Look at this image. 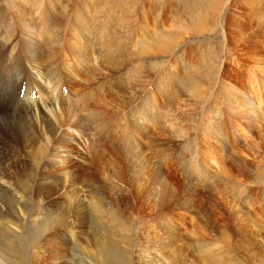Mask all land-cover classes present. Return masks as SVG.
<instances>
[{
  "label": "rangeland",
  "instance_id": "374dc122",
  "mask_svg": "<svg viewBox=\"0 0 264 264\" xmlns=\"http://www.w3.org/2000/svg\"><path fill=\"white\" fill-rule=\"evenodd\" d=\"M79 2L110 9L107 20L118 21L92 30L95 43L84 57ZM36 3L50 21L39 27L33 18L23 30L20 15ZM29 42L42 74L23 65L37 84L27 95L56 99L57 121L65 118L62 128L75 136L74 163L63 177L53 155L61 150L39 121L56 130L53 117L42 104L24 109L34 154L25 148L26 167L5 156L11 165L0 178V188L25 207L0 234L6 264H102L105 243L110 257L122 254V264H264V104L260 115L243 98L247 70L260 62L253 80L264 100V0H0L2 63H20ZM154 103L148 124L138 126L136 113L143 118ZM233 120L248 131L245 140L233 133ZM104 130V139L113 138L107 146L95 143ZM43 134L49 148L34 164ZM88 142L95 143L92 164ZM209 152L216 163L208 170L201 161ZM15 171L28 177L26 194Z\"/></svg>",
  "mask_w": 264,
  "mask_h": 264
},
{
  "label": "bare ground",
  "instance_id": "6f19581e",
  "mask_svg": "<svg viewBox=\"0 0 264 264\" xmlns=\"http://www.w3.org/2000/svg\"><path fill=\"white\" fill-rule=\"evenodd\" d=\"M22 2H21V4L25 5V1L23 3ZM14 3H16V2L14 1ZM117 6L118 5L116 4L115 7H117ZM94 7L95 6H93L91 4H88L85 2H79L78 6L76 8V13L74 14L75 18L77 19V22L79 23L80 27L82 28V30L86 34L85 39H84L85 47H83L78 53L80 56H83V57H84L85 53L92 50L93 45L95 43V40L90 41L91 36L93 34L92 30L94 28L103 27L107 24H111L112 26H116L117 25L116 22H118L116 20L113 23H109V21L107 20L112 15V11L110 9H103V8L95 9ZM18 9H20V8H18ZM25 11L26 12L23 11L20 16H21L22 22H23L22 29L27 30V31L29 30L28 23L30 22L31 19L36 18L35 20H36L37 25L39 27H41L43 25V23H45L47 20H49V17H50L46 11V7H43L41 4H37V3L34 5L30 14H29L28 10L25 9ZM95 17H99V18H95ZM20 56H21V62L20 63L11 64L10 62L7 61L6 66L2 63L1 56H0V75H1L2 79L4 80L3 82H0V148H1V151H0V178L7 179L8 173H9V172H7V169L11 165V164L9 166L5 165V163L7 161L5 156H9V155L15 156V159H14L15 162H13V160L11 162L13 167H14V164L16 165L20 162L22 164L21 166L26 167L29 164V159H28V156L26 154L27 150L25 151V148L26 147L28 148L27 153L34 154L33 149H31L32 152L29 150V147H31L30 145L32 144V140H33L32 139V130H31V122L29 120V118H31V116L30 117H28L26 115L24 116L23 111H24V109H28L29 107L31 108L32 105L35 107V105H36L35 103H37L38 105L42 104L48 110L50 115L53 117V124L55 126H57V129H59V132H60V128H61V132L64 131L63 133H61V134L59 133V135H57L56 134L57 129L56 130L51 129V123L46 122L43 119L39 120L40 123H42L41 128L43 126L44 127L43 131H46V133L45 132L44 133L50 134L49 136L52 137V148H54L55 150L56 149L61 150V152L54 151V154H53V155H55L57 162H59V164H61V166L58 167V170H60L59 173H61L63 175V177L70 178L69 172H70V170H72L71 165L74 163V160H72V158H71L72 153H73L71 143L73 140H75V136L72 135V132H70L68 130V128H70V126H68L66 129L62 128V125H64V123L66 121L65 118L57 121L59 117L62 118V113H61V110H56V108L54 107V102H56L55 101L56 99H53L50 102L46 98L44 99V98L40 97V98L36 99L35 97L30 96V94L27 95V93H30L32 91V89H34V86L37 87V84H36L35 79H33L31 81L29 76L24 72L25 67H23V65L25 66L26 64H31V67L33 68V70L36 71V73L38 75L42 74L40 69L37 68V66H36L37 64L35 62V60L37 58L36 43L29 42L28 45L21 47ZM95 61H96V58L93 59V66H96ZM64 65L67 66V72H68V70H70V68H71V65H70V63H68L66 61V58H64ZM17 66H20V70H18V72H19L18 75H16V72L13 73V71H12ZM262 71H263V67L261 66L260 62L255 63L248 68V70H247L248 89L245 92V95L247 97H243L244 99L247 100V102H249L248 105H252L254 110L259 111L257 113H260V111L262 110L264 100H263V91H262V89L260 90L259 85L257 84V82H255L253 80V77L255 75H259V73H261ZM73 76L77 79H80L78 74H73ZM255 80H256V78H255ZM44 81L46 83L52 82V80L49 78L44 80ZM52 83H57V82H56V80H54ZM83 84L84 83H80L77 86L80 87ZM160 84L162 85V83H160ZM136 88H138V92L140 91V93L136 97V98H139L140 94L143 92L142 83H137ZM165 89H167V88H165ZM46 92L48 94H52V91L49 90V88H47ZM147 95L150 96L151 94L149 93ZM78 96H79V93L74 92L73 99L78 98ZM140 100L143 102V96L141 97ZM237 106H241L240 102H237ZM233 108L234 107H232V109ZM156 110H157L156 103H154V109H152L151 113L144 115L143 118L140 116V113H136L135 118L138 120L136 124L138 126L143 125V128H144V126H146L148 124V120L150 118H152L151 116H152L153 111L155 112ZM58 111H59V113H58ZM238 111H241V110L239 109ZM248 114H250V112ZM260 115H262V112L260 113ZM156 118H158V117H156ZM31 121H32V118H31ZM232 122H233L232 126L234 128L233 133H235L237 135L239 134L240 137H242L245 140L248 136V131L246 130V128L245 127L243 128L242 124H240L236 120L235 121L233 120ZM72 128H74V127H72ZM75 130H76V128H75ZM133 134L134 135L140 134V130L133 131ZM105 137H106V132L104 130L101 137L95 143L104 139ZM111 139H113V138L107 137L106 139H104L102 141V144L104 146H107V143H108V145H110ZM9 142H10L11 146L4 144V143L9 144ZM41 143H44V149L42 148V145H40L39 148L36 150L38 159H36L34 164H37L40 162V158L44 157V155H42V154H44L45 150H47L49 148L48 136L46 138H44V134H43V140ZM92 144H93L92 142H88V145L86 146L87 156H91L90 164H92L94 161V156H93V153L91 152V145ZM12 149L14 151H11ZM17 151L19 153L21 152V154L23 153L22 154L23 158H19L20 154L19 153L16 154ZM61 154L64 156H62ZM76 156H78L79 158H82V159H86V157L84 155H81V153L76 154ZM23 160H26L28 163L24 164ZM69 161H70V164H69V166H67ZM215 163H216V157H215L213 152H209L207 154V159H203L201 161V164H202L203 168H205V169L212 167L213 166L212 164H215ZM83 168L87 172L88 168L87 167H83ZM17 172L18 171H15L13 173L16 175H19V177L21 175L22 177L19 178L20 180L16 179V180H19V182L16 185L21 186L22 191H20V193L23 195V194H26L27 192H29L28 190H30L29 189L30 185L28 183L29 180H27L28 177L25 175L26 173L23 172V174L22 173L19 174ZM205 172H206V170H205ZM23 177H24V180H23ZM65 182H67V180H65ZM17 192H19V191H17ZM65 193L67 196H70L69 198H70V200H72L71 198H73V190L72 189L65 190ZM16 200H17L16 195L9 188H7V187H6V189L0 188V204H1L0 205V234H2V236H3V231H4L5 227L10 229L7 222L10 221V219L12 218L11 216L17 215L18 210L21 211V209L24 212L25 207L21 206V205L19 207ZM70 200H69L70 203L68 205H70V204L72 205V202ZM2 207H4V209ZM95 207L97 208L98 206L97 205L94 206V209H95ZM99 214H101L100 211H99ZM37 228L39 229V227H36L34 229L37 230ZM44 228L46 229L47 227L45 226ZM34 233H36V231ZM84 249H86V248H84ZM107 250H108V244L105 243V244H102L100 246V250L98 252V258H99L98 261L100 263H102V264H122V254L121 253L110 257ZM89 254L92 257H94V255H92L93 254L92 252L91 253L89 252ZM88 257L91 260V257L89 255H88ZM0 264H6L4 262V260L2 259V257H0Z\"/></svg>",
  "mask_w": 264,
  "mask_h": 264
}]
</instances>
